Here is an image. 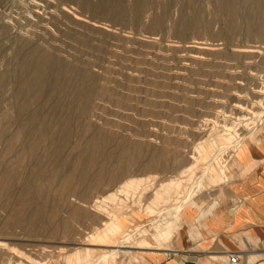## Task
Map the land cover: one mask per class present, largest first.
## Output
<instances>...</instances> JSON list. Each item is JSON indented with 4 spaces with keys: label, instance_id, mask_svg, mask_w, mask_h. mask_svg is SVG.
Here are the masks:
<instances>
[{
    "label": "rangeland",
    "instance_id": "obj_1",
    "mask_svg": "<svg viewBox=\"0 0 264 264\" xmlns=\"http://www.w3.org/2000/svg\"><path fill=\"white\" fill-rule=\"evenodd\" d=\"M33 1L0 0V264H108L86 247L141 264L182 208L163 211L221 192L264 132V0ZM147 174L139 196L95 202ZM112 214L149 244H87Z\"/></svg>",
    "mask_w": 264,
    "mask_h": 264
},
{
    "label": "crops",
    "instance_id": "obj_2",
    "mask_svg": "<svg viewBox=\"0 0 264 264\" xmlns=\"http://www.w3.org/2000/svg\"><path fill=\"white\" fill-rule=\"evenodd\" d=\"M243 143L231 181L184 205L172 235L146 248L141 264H223L230 251L264 259V132Z\"/></svg>",
    "mask_w": 264,
    "mask_h": 264
},
{
    "label": "bare ground",
    "instance_id": "obj_3",
    "mask_svg": "<svg viewBox=\"0 0 264 264\" xmlns=\"http://www.w3.org/2000/svg\"><path fill=\"white\" fill-rule=\"evenodd\" d=\"M6 2H8V1H6ZM36 3L37 2L34 0L33 1V4L36 5ZM45 3H46V1H45ZM9 4H10V2H9ZM4 5L7 6L8 4L7 5L4 4ZM8 6L11 7L10 5H8ZM32 8H33V5H32ZM3 10H5V9H3ZM36 10H37V8H36ZM247 133H245V134H247ZM240 141L241 140H239V139L236 140L235 143H233V145L235 147H237L239 145ZM230 146H232V145H222L219 149L213 150L214 148L212 149V145L209 144L208 148H209L210 151H214V155H217L219 152H221L222 150H225L227 147H230ZM201 150H202V147L201 146H197V151H198L197 153L199 154L200 157H204L205 158V155L203 153H201ZM196 154H194V155H196ZM210 160H212V159H210ZM194 163H195V161H193V163L192 162L189 163L186 167L182 168L179 171V174L177 176L169 177L168 179H165V180L160 181L159 187L154 192V194H155V201L152 200L153 203H155V204H153L152 201L149 202L146 205V209L149 210L152 207H154L155 205L158 206V202H161V203H159L161 205H162V202L163 203H164V201L166 202V200H165V199H167L166 198V195H168L170 193V190L171 189H175V191L177 193L178 192V188L180 187V182H181L180 176L182 174H185L186 171H190L191 174L194 173V171H195V168H193L194 167ZM148 167H151L152 168L153 165L152 164L151 165H148ZM209 167H210V165H209ZM130 177L131 178H127L124 181H122L120 183L119 187H116V190H111V191L107 192V194L103 195L101 199H95V202H99V205L103 204L104 202H116V201H119L120 202V201H122V199L118 196V194H120V193L121 194H124L126 196V198H128V197L129 198H132L133 197V194L132 193H136L139 196L140 195V193H138V189L139 188H141V187L144 188L145 186H151L152 182H154L153 179L151 178L150 174H147V175L141 176V177H132V176H130ZM192 187H191V189H192ZM86 191H87V189H86ZM89 191H90L89 189H88V192H85L84 191L85 192V195H84L85 198H87L89 196ZM136 194H134V195H136ZM193 194H194V191H192V193H190L189 195L192 196ZM130 196H132V197H130ZM188 200H189V196H187L184 200H182L176 206L174 205L172 207L170 206V208H167V209L165 208L166 210L163 211L162 215L165 216V217H169L170 219L173 220L175 214L178 213L180 211V209L186 203H188ZM85 201H87V200L85 199ZM123 202L126 203V201H123ZM171 202H173V201H171ZM117 209H118V207H117ZM71 215H72V212H71ZM82 215L80 213H75V218L76 219L78 217L80 218ZM72 216H74V215H72ZM118 216L116 214L110 215L109 220H107V221L104 220V223L102 225L103 226L102 228L96 229L94 231L89 232V234H88V240H89V242L87 244H102V245L103 244H106L108 246H114L115 244H117V246H122L125 243H128L130 245L137 244V246H141V247L147 246L149 244V242H147L146 238H143V240L141 239L139 242H135V240H136L135 239V237H136L135 235L137 234V231H138L139 228H136L134 231H131V232L128 231V229L126 230L125 227H124V225H123V222H122L123 220L121 219L122 220L121 221ZM160 216L161 215H159V217ZM157 220H158V218L155 219V221H157ZM62 227L63 228L64 227L66 228L65 224L64 225L62 224ZM67 229H68V227H67ZM65 231L67 232L66 229H65ZM143 233L144 232L142 230L141 231V235L139 236V238H142L143 237ZM150 236L154 239V238L157 237V234H150ZM95 249H97V248H95ZM95 249L86 247L84 249L85 257L90 260L96 254L98 256V260H103V261H105L108 264H111L114 261L113 255L115 253H117V249H115V248H113V249L112 248L102 249V251H100V252H97L98 250L96 251Z\"/></svg>",
    "mask_w": 264,
    "mask_h": 264
},
{
    "label": "built area",
    "instance_id": "obj_4",
    "mask_svg": "<svg viewBox=\"0 0 264 264\" xmlns=\"http://www.w3.org/2000/svg\"><path fill=\"white\" fill-rule=\"evenodd\" d=\"M261 248L264 250V240H261ZM223 264H264V259H260L257 262H252L243 254L236 251H230Z\"/></svg>",
    "mask_w": 264,
    "mask_h": 264
}]
</instances>
